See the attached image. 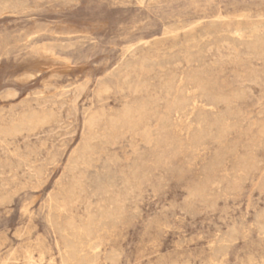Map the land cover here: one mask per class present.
I'll return each instance as SVG.
<instances>
[{
  "label": "rangeland",
  "instance_id": "1",
  "mask_svg": "<svg viewBox=\"0 0 264 264\" xmlns=\"http://www.w3.org/2000/svg\"><path fill=\"white\" fill-rule=\"evenodd\" d=\"M262 34L264 0H0V264H264Z\"/></svg>",
  "mask_w": 264,
  "mask_h": 264
},
{
  "label": "bare ground",
  "instance_id": "2",
  "mask_svg": "<svg viewBox=\"0 0 264 264\" xmlns=\"http://www.w3.org/2000/svg\"><path fill=\"white\" fill-rule=\"evenodd\" d=\"M13 2H14V1H13ZM13 2H12V3H13ZM14 3H16V2H14ZM11 8H12V7H11ZM23 10H24V9H23ZM262 16H263V15H262ZM258 24H259V23H258ZM251 26H252V24H251ZM254 26H256V25H254ZM252 28H253V27H252ZM236 30L238 31V28H237ZM255 30H256V28H255ZM255 30H254V31H255ZM256 31H257V30H256ZM241 33H242V32H241ZM241 33H240V34H241ZM256 33H257V32H256ZM258 33H259V31H258ZM260 33H261V32H260ZM249 35H250V34H249ZM262 35H264V34H262ZM240 36H241V35H240ZM251 38H252V37H251ZM243 39H244V38H243ZM249 39H250V38H249ZM43 46H44V45H42V47H43ZM36 47H37V46H36ZM44 47H45V46H44ZM44 47H43V48H44ZM251 48H252V47H251ZM45 49H46V48H45ZM253 50H255V49H253ZM262 50H264V49H262ZM262 50H261V51H262ZM45 51H46V50H45ZM235 52H236V51H235ZM250 56H251V55H250ZM235 62H236V61H235ZM237 63H238V62H237ZM125 69H126V68H125ZM254 78H255V77H254ZM192 80H195V79H192ZM195 81H196V80H195ZM260 83H261V82H260ZM104 90H106V89H104ZM99 91H101V90H99ZM97 92H98V91H97ZM239 92H240V89H239ZM242 92H243V91H242ZM102 94H103V93H102ZM97 98H98V97H97ZM127 109H128V107H127ZM32 110H33V109H32ZM34 110H35V109H34ZM43 110H44V109H43ZM47 111H48V110H47ZM27 112H29V111H27ZM33 112H34V111H33ZM29 114H30V112H29ZM32 114H33V113H32ZM42 114H43V113H42ZM48 114H49V113H48ZM93 114H94V113H93ZM121 114H122V113H121ZM38 116H39V115H38ZM42 116H44V115H42ZM92 116H93V115H92ZM92 116H90V117H92ZM90 117H89V118H90ZM36 118H37V117H36ZM92 118H93V117H92ZM92 118H91V119H92ZM96 118H97V117H96ZM122 118H123V117H122ZM14 119H15V118H14ZM123 119H124V118H123ZM128 119H129V117H128ZM10 120H11V119H10ZM89 120H90V119H89ZM89 120L87 119V121H89ZM12 121H13V120H12ZM46 121L48 122L49 120H46ZM46 121H45V122H46ZM91 121H92V120H90V123H92ZM94 121H95V120H94ZM83 122H84V121H83ZM1 123H2V122H1ZM31 123H32L31 119L25 115L24 117L21 118L20 121L15 122L11 128H12L13 130H16V131H17L22 125H23V126H28V125L30 126ZM90 123L88 124V126L90 125ZM99 123H100V122H99ZM129 123H131V122H129ZM33 124L35 125L34 127H36V124H38V123H36V124L33 123ZM40 124H41V123H40ZM43 124H44V123H43ZM92 124H93V123H92ZM127 124H128V123H127ZM205 124H206V123H205ZM94 125H96V124H94ZM104 125H105V124H104ZM115 125H116V124H115ZM92 126H93V125H92ZM129 126H130V125H129ZM1 127H2V126H1ZM9 127H10V126H9ZM90 127H91V126H90ZM90 127H89V128H90ZM94 127H95V126H94ZM11 128H10V129H11ZM26 128H27V127H26ZM130 128H131V127H130ZM7 129H8V128H7ZM22 129H24V127H22ZM29 129H30V128H28L27 130H29ZM91 129H92V128H91ZM89 130H90V129H89ZM89 130H88V131H89ZM16 131H15V132H16ZM19 131H20V130H19ZM21 132H22V131H21ZM89 132H90V131H89ZM199 132H201V131H199ZM204 132H205V131H204ZM10 133H11V132H10ZM8 134H9V133H8ZM9 135H10V134H9ZM200 135H201V134H200ZM3 136H5V135L3 134ZM88 137L90 138V136H88ZM85 140H86V139H85ZM0 141H1V140H0ZM88 142H90V141H88ZM84 147H86V146H84ZM84 150H85V148H84ZM86 150H87V148H86ZM78 151H79V150H78ZM82 151H83V150H82ZM77 154H78V153H77ZM77 154H76V155H77ZM87 154H88V153H87ZM91 154H92V153H91ZM76 155H75V156H76ZM80 155H81V154H80ZM87 159H88V158H87ZM71 160H72V162H73L74 158L71 159ZM110 160H111V159H110ZM75 161H76V160H75ZM87 161H88V160H87ZM87 161H86V162H87ZM89 161H90V160H89ZM80 162H81V160H80ZM74 163H75V162H74ZM72 164H73V163H72ZM83 164H84V162H83ZM70 165H71V164H70ZM70 165H69V166H70ZM71 166H72V165H71ZM71 189H72V188H71ZM111 190H112V189H111ZM62 191H63V190H62ZM64 193H65V192H64ZM64 193H63V194H64ZM113 193H114V191H113ZM69 195H70V192H69ZM76 195H77V194H76ZM62 196H63V195H62ZM65 196H66V195H65ZM67 196H68V195H67ZM58 197H59V196H58ZM75 197H76V196H75ZM63 198H64V197H63ZM63 198H62V199H63ZM52 199H53V198H52ZM66 199H67V198H65V200H66ZM72 199H73V197H72ZM55 200H56V198H55ZM65 200H64V201H65ZM67 200H70V199H67ZM2 201H3V200H2ZM58 201H59V200H58ZM53 202H54V199H53ZM55 202H56V201H55ZM71 202H73V201H71ZM67 203H68V202H67ZM56 204L58 205V202H57ZM61 204H62V203H61ZM61 204H60L59 206H62ZM64 205H65V204H64ZM69 205H70V203H69ZM53 207H54V205H53ZM60 208H61V207H60ZM62 208H63V207H62ZM55 209L57 210L58 208H55ZM67 209H68V207H67ZM51 210H52V208H51ZM68 210H69V209H68ZM54 211H55V210H54ZM59 212H60V211H59ZM67 213H68V212H67ZM53 215H54V214H53ZM55 215H56V214H55ZM55 215H54V216H55ZM63 215H64V214H63ZM104 215H105V214H104ZM64 216H65V215H64ZM67 216H68V215H67ZM72 216H73V215H72ZM48 217H49V216H48ZM50 217H51V215H50ZM55 217H56V216H55ZM263 217H264V216H263ZM70 218H71V216H70ZM70 218H69V220H70ZM49 219H51V218H49ZM103 219H104V217H103ZM54 220H55V218H54ZM69 220H68V223H71V222H69ZM88 220H89V219H88ZM70 221H71V220H70ZM56 222H57V221H56ZM66 222H67V221H66ZM62 223H63V222H62ZM62 223H61V224H62ZM66 224H67V223H66ZM66 224H65V225H66ZM97 224H98V223H97ZM94 225H95V224H94ZM96 226H97V225H96ZM64 227H66V226H64ZM67 227H69V226H67ZM74 227H75L74 229H76V223L74 224ZM65 230H66V229H65ZM68 230H69V229H68ZM77 230H78V229H77ZM77 230H74V231H77ZM71 231H72V230H71ZM96 231H97V230H96ZM56 232H57V231H56ZM62 232H63V231H62ZM69 233H70V232H69ZM69 233H67V234L69 235ZM72 233H74V232L72 231ZM83 233H84V232H83ZM83 233H82V234H83ZM97 233H98V232H97ZM63 235H64V234H63ZM77 235H79V232H78ZM79 236H80V235H79ZM77 237H78V236H77ZM94 237H96V236H94ZM94 237H93V238H94ZM68 238H69V237H68ZM79 238H81V236H80ZM94 239H95V238H94ZM70 240H72V239H70ZM92 240H93V239H92ZM82 241L84 242L83 239H82ZM63 242H65V241H63ZM66 242H67V241H66ZM83 242H82V243H83ZM87 242H88V241H87ZM89 242H90V241H89ZM96 242H97V241H96ZM91 243H92V242H91ZM232 243H233V242H232ZM64 244H65V243H64ZM86 244H87V243H86ZM75 245H76V243H75ZM98 246H99V245H98ZM78 247H79V246H78ZM78 247H76V248H77L76 250H79V251H80V247H81V246L79 247V249H78ZM83 247H84V246H83ZM66 248H67V247H66ZM69 248H70V247H69ZM73 248H75V247H73ZM87 249H88V248H87ZM90 249H91V247H90ZM93 249H94V247H93ZM96 249H97V248H96ZM70 250H71V249H70ZM85 250H86V249H85ZM75 252H76V251H75ZM91 252H92V251H91ZM85 253H88V251H86ZM71 254H72V253H71ZM93 254H95V253H93ZM225 254H226V253H225ZM66 255H68V252H67ZM76 255H77V254H76ZM79 255H81V254H79ZM68 256H69V255H68ZM70 256H71V255H70ZM77 256H78V255H77ZM85 256H86V255H85ZM223 256H224V255H223ZM27 257H28V256H27ZM62 257H63V256H62ZM86 257H87V256H86ZM88 257H89V256H88ZM73 258H74V257H73ZM75 258H76V257H75ZM97 258H98V257H97ZM66 259H67V258H66ZM66 259L63 258L64 263L66 262ZM69 259H70V258H69ZM77 259H78V258H77ZM77 259H76V260H77ZM95 259H96V258H95ZM93 260H94V259H93ZM209 260H210V259H209ZM73 261H74V260H73ZM98 261H99V260H98ZM77 262H78V261H77ZM77 262H76V263H77ZM93 262H94V261H93ZM99 264H100V263H99Z\"/></svg>",
  "mask_w": 264,
  "mask_h": 264
}]
</instances>
